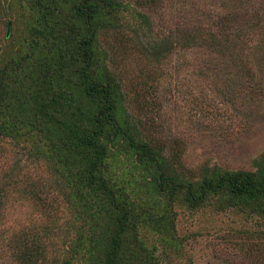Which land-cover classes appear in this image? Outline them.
Returning a JSON list of instances; mask_svg holds the SVG:
<instances>
[{"label":"rangeland","instance_id":"374dc122","mask_svg":"<svg viewBox=\"0 0 264 264\" xmlns=\"http://www.w3.org/2000/svg\"><path fill=\"white\" fill-rule=\"evenodd\" d=\"M123 5L124 32L142 53L126 48L113 57L129 91L125 107L141 137L164 149L186 181L214 168L255 171L254 161L264 152V0H123ZM11 24L0 23V44ZM197 26L217 34L214 51L204 46L205 39L200 47L181 48L178 39L185 41ZM166 41L176 50L158 62L148 59L146 48ZM108 171L150 216L159 219L170 209L165 230L139 226L144 250L160 264H264V239L258 238L264 218L218 211L214 202L200 210L171 204L153 194L147 176L119 153L109 159ZM71 202L63 204L43 161L30 158L23 145L0 140V264H17L10 240L26 232L50 234L43 238L45 264H61L65 253L70 258L80 225ZM86 256L81 249L71 264H90Z\"/></svg>","mask_w":264,"mask_h":264},{"label":"trees","instance_id":"16d2710c","mask_svg":"<svg viewBox=\"0 0 264 264\" xmlns=\"http://www.w3.org/2000/svg\"><path fill=\"white\" fill-rule=\"evenodd\" d=\"M125 8L123 0H0V23L12 22L0 44V140L23 145L30 158L43 161L63 204L72 201L80 225L70 258L65 253L61 264H71L81 249L90 264H160L144 250L139 226L165 230L170 209L155 219L113 180L109 159L118 153L147 176L153 194L171 204L200 210L214 202L218 211L264 218V152L253 172L214 168L186 181L164 149L141 137L113 57L126 48L142 53L124 32ZM140 20L147 28L146 18ZM202 39L210 50L217 48V34L200 26L178 41L191 49ZM146 49L148 59L158 62L176 47L166 41ZM49 235H14L15 262L45 264L43 238Z\"/></svg>","mask_w":264,"mask_h":264},{"label":"water","instance_id":"95a60500","mask_svg":"<svg viewBox=\"0 0 264 264\" xmlns=\"http://www.w3.org/2000/svg\"><path fill=\"white\" fill-rule=\"evenodd\" d=\"M8 33H9V28L7 29L6 36H8Z\"/></svg>","mask_w":264,"mask_h":264}]
</instances>
